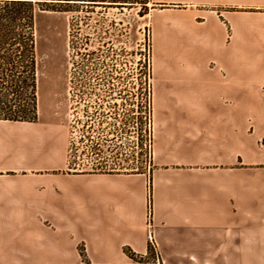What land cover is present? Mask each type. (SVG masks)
Segmentation results:
<instances>
[{
    "label": "crops",
    "instance_id": "crops-1",
    "mask_svg": "<svg viewBox=\"0 0 264 264\" xmlns=\"http://www.w3.org/2000/svg\"><path fill=\"white\" fill-rule=\"evenodd\" d=\"M156 1L176 8L152 18L170 49L152 68V170L70 168L60 122L0 120V226H14L0 264L79 263L82 244L93 263L126 264L150 232L163 264L264 256V0Z\"/></svg>",
    "mask_w": 264,
    "mask_h": 264
},
{
    "label": "rangeland",
    "instance_id": "rangeland-1",
    "mask_svg": "<svg viewBox=\"0 0 264 264\" xmlns=\"http://www.w3.org/2000/svg\"><path fill=\"white\" fill-rule=\"evenodd\" d=\"M24 3L0 0V14L16 16L12 24L18 32L33 31L37 120L54 119L66 128L68 155L76 143L83 148L78 170L92 171L90 152L97 144L103 151L108 146L112 153L110 171L152 170L153 57L156 74L159 61L170 54L159 37L155 42L152 18L159 9L176 7L156 0H31L30 11L27 2ZM207 6L219 14L225 9L258 10ZM221 18L230 33V21L224 15ZM20 43L14 44V49H20ZM15 60L19 63L21 58L15 56ZM10 87L15 104L24 102L30 94V90ZM144 139L147 148L143 151L140 147L143 148ZM149 143L153 150L151 157ZM85 151L89 155L83 156ZM70 168H77L73 161ZM149 203L153 212L151 179L148 208ZM148 224L152 225V213ZM13 227L2 225L0 229L9 231ZM150 242H154L153 235ZM25 249L20 248L19 253L26 255ZM79 252L82 260L88 258L85 245L79 246ZM258 259L259 264H264V256ZM131 261L129 257L128 263Z\"/></svg>",
    "mask_w": 264,
    "mask_h": 264
},
{
    "label": "trees",
    "instance_id": "trees-1",
    "mask_svg": "<svg viewBox=\"0 0 264 264\" xmlns=\"http://www.w3.org/2000/svg\"><path fill=\"white\" fill-rule=\"evenodd\" d=\"M13 2H27L32 11L31 0H11ZM25 4V3H24ZM32 18V13L29 15ZM16 16L9 13L0 14V119L12 121H37L36 71L34 58L33 31L18 32L13 26ZM6 21V23L4 22ZM21 42V50L13 45ZM19 52V53H16ZM15 56L21 58L17 63ZM10 86L18 89L30 90L24 102L15 104L11 96ZM13 93V91H12ZM21 99V98H20ZM125 253L132 259L127 264H163L154 242H150L148 251L136 253L130 247H124ZM72 264H110L93 263L84 258L79 263Z\"/></svg>",
    "mask_w": 264,
    "mask_h": 264
},
{
    "label": "built area",
    "instance_id": "built-area-1",
    "mask_svg": "<svg viewBox=\"0 0 264 264\" xmlns=\"http://www.w3.org/2000/svg\"><path fill=\"white\" fill-rule=\"evenodd\" d=\"M148 103H150V101ZM149 141H150V139H149ZM138 145H139V143H138ZM142 145H143V148L140 147V150L144 151L147 148L146 139H144V141L142 142ZM101 149H102V146L100 144H97V146L90 152L91 162L89 163V167H90V170H92V171H108V170H110V161H111L112 153L109 151L108 146H107L105 151H103ZM81 150L83 151V148H79L77 143L74 146L72 145L69 149V155H68L69 161H73V166L77 167L75 169H78L79 165L81 164V161H83V159L81 160V158H80V151ZM152 153H153V150L151 149V144L149 143V156L150 157H151ZM86 155H89L87 151H85L83 153V156H86ZM83 165H85V163H83ZM148 209H149L148 210V216H150L152 213L151 203H149ZM149 223L151 224V222H149ZM150 237L152 238L151 233H150Z\"/></svg>",
    "mask_w": 264,
    "mask_h": 264
},
{
    "label": "bare ground",
    "instance_id": "bare-ground-1",
    "mask_svg": "<svg viewBox=\"0 0 264 264\" xmlns=\"http://www.w3.org/2000/svg\"><path fill=\"white\" fill-rule=\"evenodd\" d=\"M153 63H154V57H153Z\"/></svg>",
    "mask_w": 264,
    "mask_h": 264
}]
</instances>
